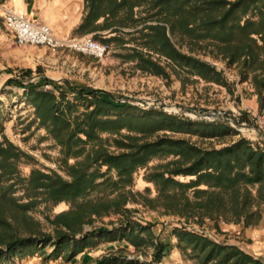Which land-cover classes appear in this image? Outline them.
<instances>
[{"label": "trees", "instance_id": "trees-1", "mask_svg": "<svg viewBox=\"0 0 264 264\" xmlns=\"http://www.w3.org/2000/svg\"><path fill=\"white\" fill-rule=\"evenodd\" d=\"M84 3L78 31L94 34L109 48L112 43L124 47L127 44L124 36L132 35L139 46L129 48V54L122 57L136 63L137 70L169 78L166 67L154 57L158 55L174 68L228 87L222 72L183 50L196 53L202 45L208 46L215 57L240 67L242 81L251 80L260 107L264 108V0H84ZM8 83L26 90L25 97L35 109V118L62 149L70 180L56 172L47 174L40 170H32L28 178L23 177L20 165L34 159L5 137L0 141V205L27 214L44 197L56 205L72 202L77 208L57 215L52 221L57 225L55 236L39 230L26 237L0 234V263L16 256L45 253L50 245L54 250L46 254V259H57L70 248L68 255L75 258L104 239L109 242L125 239L135 249L152 244L155 260L161 262L172 251V244L160 239L154 242L151 224L84 232V224L91 223L94 215L100 217L111 209L122 211L128 199L126 194L121 192L108 201L100 198L78 203L101 187H110L115 192L132 185L138 170L160 156L171 160L155 167L146 180L155 185V201L166 213L199 221L244 224L247 228L261 222L263 147L246 138L220 149L203 148L190 140L168 135L148 140L161 131L222 138L234 133L228 122L194 121L162 110H139L109 92L69 80L57 82L42 77L38 83L30 80L27 84L23 80ZM79 157L83 159L69 164L70 159ZM112 171L116 179L110 176ZM18 190H23V197L14 196ZM24 198L27 202H22ZM147 202L153 203L150 199ZM6 214L0 208V230L11 227ZM171 237L178 240V246L196 264H264L263 258L185 226L174 227ZM134 263L135 260L113 255L97 261V264Z\"/></svg>", "mask_w": 264, "mask_h": 264}, {"label": "rangeland", "instance_id": "rangeland-1", "mask_svg": "<svg viewBox=\"0 0 264 264\" xmlns=\"http://www.w3.org/2000/svg\"><path fill=\"white\" fill-rule=\"evenodd\" d=\"M125 31L133 30L125 29ZM107 33L104 32V34ZM92 36L94 38V34ZM80 37H83V34L75 32L74 36L70 38ZM0 38L3 39L0 42V141L6 137L33 157V161H25L20 165L22 176L25 178L29 177L32 170H40L47 174L56 172L70 180L63 162L64 156L61 147L35 118V109L25 97L26 90L18 87L16 83H8L9 80H23L25 84L29 80L38 83L42 77L57 82L69 80L72 83L109 92L116 99L128 102L139 110H162L194 121L214 122L221 119L228 122L234 129L232 135L222 138H201L193 134L161 131L148 140L168 135L190 140L203 148L220 149L241 138H246L254 145L264 148V108L260 107L258 95L255 93L251 80L243 82L240 67L232 66L222 58L215 57L208 46L202 45L196 53L188 52L187 48L183 50L222 72L228 82V87L206 82L197 75L174 68L158 55H154V57L160 59L161 64L166 67L170 74L169 78L157 77L137 70L136 63L122 57L129 54V48L139 46L133 40L132 35L124 36L127 43L124 47H119L116 43L110 44V50L102 60L69 50L52 51L45 46H19L7 30L1 16ZM37 48L44 50L37 56V59L41 60L40 64L37 61L29 67L26 66L27 68L23 67L22 61H19L18 58L22 57L23 52L26 54L27 50L31 51ZM17 52H20V56H17ZM31 55L33 52H30ZM28 70H31L32 73H26ZM47 88L52 89L51 87ZM123 133L128 134L126 131ZM103 137L106 138L107 135ZM91 147V145L88 146L87 150ZM110 149L115 150L113 146ZM82 159L83 157L72 158L69 160V164L73 165ZM169 160H171L170 157H155L146 167L138 170L134 175L132 185L115 192L110 187H101L78 202L81 204L84 200L100 198L108 201L117 198L121 192L126 194L128 199L121 210H128V212H115L111 209L108 214H103L100 217L94 215L91 223L84 224V232L101 227L118 230L122 227L127 229V225L147 226V224H151L153 225L154 242L160 239L172 244V251L161 262L155 260V247L152 244L135 249L125 239H117L113 242L104 239L95 246L85 249L75 258L68 255L71 252L70 248L62 252L57 259H46V254H50L54 250V246L50 245L45 249V253L38 252L34 256L7 258L0 264H97L98 260L112 255L122 257V259L135 260L134 264H175L176 261L183 264H196L195 261L189 259L188 253L178 246V240L171 237L174 227L185 226L189 230L205 234L217 242L227 243L234 236L230 227L240 224L225 223L222 220L216 222L210 219L199 221L198 218L186 219L166 213L155 201L157 199L156 187L147 182L146 176L155 167L165 164ZM110 176L116 179L114 171L110 173ZM23 195V190H18L14 194L17 198H21ZM149 199L153 203H148ZM22 202H27V199L24 198ZM0 208L7 212L5 217L11 224L10 228L1 229L0 234L26 237L39 230L55 236L57 225L52 221L61 213L75 210L77 205L72 202H61L56 205L46 201L44 197H40L39 203L27 214L4 205H0ZM62 229L67 232L65 228Z\"/></svg>", "mask_w": 264, "mask_h": 264}, {"label": "crops", "instance_id": "crops-1", "mask_svg": "<svg viewBox=\"0 0 264 264\" xmlns=\"http://www.w3.org/2000/svg\"><path fill=\"white\" fill-rule=\"evenodd\" d=\"M3 8H14L29 18L46 24L58 37L70 38L75 32H79L85 3L84 0H0L1 17ZM86 35L92 34H83V36ZM2 41L3 39L0 38V42ZM42 51L44 50L40 48L27 50L26 54L23 52L18 60L22 61L25 68L37 61L40 64L41 60L37 59V56ZM30 52H33V55L30 56ZM17 56H20V52H17ZM230 230L234 236L227 243L238 246L256 258L264 259V212L257 226L245 228L243 224H240L231 226ZM175 264L183 263L176 261Z\"/></svg>", "mask_w": 264, "mask_h": 264}, {"label": "built area", "instance_id": "built-area-1", "mask_svg": "<svg viewBox=\"0 0 264 264\" xmlns=\"http://www.w3.org/2000/svg\"><path fill=\"white\" fill-rule=\"evenodd\" d=\"M2 19L19 46H45L52 51L69 50L102 60L110 48L92 35L80 38H60L46 24L29 18L14 8H3Z\"/></svg>", "mask_w": 264, "mask_h": 264}]
</instances>
